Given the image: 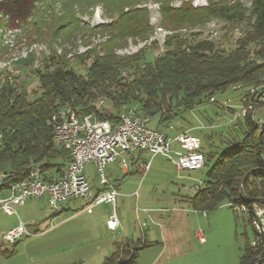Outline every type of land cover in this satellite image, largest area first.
Segmentation results:
<instances>
[{
  "label": "rangeland",
  "instance_id": "obj_1",
  "mask_svg": "<svg viewBox=\"0 0 264 264\" xmlns=\"http://www.w3.org/2000/svg\"><path fill=\"white\" fill-rule=\"evenodd\" d=\"M84 1L65 5L71 7L66 10L60 0H46L48 6L39 3L33 17L23 23L12 26L0 21V84L10 80L20 91H27L32 101L41 94V76L54 68L49 62L53 58L56 62L64 58L69 68L86 77L94 61L93 54L101 53L109 38L106 28L115 19L109 9L118 6L115 7V0ZM163 1L173 9L184 3H191L195 8L209 5V0ZM128 3L147 11L154 30L148 39L130 38L122 49L117 50L121 56L145 51L151 61L166 50L167 38L178 33H199L200 39L212 40L230 53L242 34L241 27L217 19L206 26L168 30L161 25L162 0H131ZM240 3L247 9L251 7L250 0H240ZM73 18L76 23L68 24ZM145 64L146 61H142L141 66ZM131 73L125 70L122 75L129 78ZM97 100L96 106L101 101V106L111 110L106 98ZM130 106L137 108L135 104ZM244 107V114L251 113L262 126L264 85L231 88L218 96L216 103L200 106L185 113L183 118L188 126L196 127L191 132L201 138L205 152H219L227 145L223 143L234 135L242 137L241 132L236 134L233 123ZM156 119H152L151 127L155 126ZM178 125L169 128L176 131L180 129ZM137 153L132 154V161H136ZM141 155L139 160H151L145 175L133 162L127 172L117 163L106 168L110 182L120 193L117 198L118 229L108 228L112 212L110 204L97 206L89 214L83 211L88 203L85 200L67 201L59 210L50 208L46 197L30 200L23 207H15L16 215L9 216L0 211V251L8 252L0 255V264H104L118 244L132 243L125 252L122 251L124 246L121 247L120 259L126 261L134 246L141 248L147 241L152 245L139 250L138 264H240L246 244H256L247 215L230 204L209 212L195 211L186 202V197L197 192L192 187L201 185L204 171L180 172L164 156L152 157L147 152ZM85 173L92 188H100L93 163L87 165ZM21 221L29 226L31 235H25L15 243L5 242L6 232ZM200 231L205 236V243L196 236Z\"/></svg>",
  "mask_w": 264,
  "mask_h": 264
},
{
  "label": "trees",
  "instance_id": "obj_2",
  "mask_svg": "<svg viewBox=\"0 0 264 264\" xmlns=\"http://www.w3.org/2000/svg\"><path fill=\"white\" fill-rule=\"evenodd\" d=\"M60 1L67 10L69 6L65 5L84 0ZM129 1L115 0L118 7L109 9L110 14H115L106 28L109 38L101 53L93 54L86 77L69 68L64 58L57 62L53 58L49 62L54 68L41 76V94L32 101L27 91H20L10 80L0 84V197L13 184L28 179L33 164L46 181L70 164V151L57 144L54 136L53 116L62 108L69 107L78 116L96 114L101 120L117 123L119 113L135 104L140 114L157 118L153 128L168 130L178 123L180 129L172 132H182L196 129L184 122L185 113L216 103L218 96L233 87L264 85V0H250L249 9L240 0H209V5L201 8L184 3L178 9L162 0L161 25L165 29L206 26L217 19L241 27L242 34L235 48L226 53L212 40L200 39L199 33H178L167 38L166 50L151 61L145 51L117 54L130 38L148 39L154 30L147 11L136 9ZM45 2L0 0V21L12 26L23 23L33 17L39 3L47 7ZM76 21L70 19L68 24ZM142 61H146L144 67ZM125 70L133 72L131 78L123 77ZM99 98H107L111 110L104 106L98 110ZM244 115L233 123L236 134L242 133L241 138L234 135L219 152H205L203 148L204 180L199 191L186 197V202L195 211L203 212L227 204L248 208L247 222L254 229L256 244H246L240 264H256L260 260L264 264V233L259 234L252 225L254 204H264V121L260 126L251 113ZM131 245L118 244L104 264H138L139 250L151 246L147 242L141 248L134 246L129 260L122 261L120 250L124 248L125 252ZM3 254L8 252L0 251Z\"/></svg>",
  "mask_w": 264,
  "mask_h": 264
},
{
  "label": "built area",
  "instance_id": "obj_3",
  "mask_svg": "<svg viewBox=\"0 0 264 264\" xmlns=\"http://www.w3.org/2000/svg\"><path fill=\"white\" fill-rule=\"evenodd\" d=\"M100 108L101 101L97 106L98 110ZM245 108L239 116L244 117ZM60 110H64V124H56L55 118V142L70 151L71 162L63 172L55 174L48 181L44 180L36 165H31L29 178L13 184L7 194L0 197V211L9 216L17 214L15 207H23L30 200H40L44 197L54 210H59L63 203L70 200H85L88 203L83 211L89 214H92L97 206L110 204L112 212L108 228L116 230L120 227L117 213V198L120 193L107 176L106 168L109 165L117 163L121 169L127 170L132 163L134 152H147L152 157L164 156L180 172L202 171L205 168L202 140L192 134L191 130L172 132L171 128H153L150 117L131 107L119 113L117 123L101 120L96 114L94 119H86V116H78L69 107ZM91 163L95 165L99 175L98 191L92 188L85 173L87 165ZM136 164L145 175L151 167V160H139ZM2 179L3 176L0 175V180ZM199 189L200 184L192 187L194 192ZM230 206L248 216L247 209L236 208L232 204ZM254 206L258 224L252 225L255 229L264 231V204L256 203ZM25 235L31 233L29 226L21 221L18 226L6 232L4 240L7 243H15ZM196 236L201 243L206 242L203 232H197Z\"/></svg>",
  "mask_w": 264,
  "mask_h": 264
},
{
  "label": "bare ground",
  "instance_id": "obj_4",
  "mask_svg": "<svg viewBox=\"0 0 264 264\" xmlns=\"http://www.w3.org/2000/svg\"><path fill=\"white\" fill-rule=\"evenodd\" d=\"M102 103V102H101ZM55 118H56V124H64V110H60L53 116V127L55 128ZM86 119H94V116H88ZM236 208H242V209H247L248 215L250 214V210L246 208L245 206H235ZM253 223L252 224H258V217L256 215V207H253ZM256 231L259 234H263L264 231L262 229H256Z\"/></svg>",
  "mask_w": 264,
  "mask_h": 264
},
{
  "label": "crops",
  "instance_id": "obj_5",
  "mask_svg": "<svg viewBox=\"0 0 264 264\" xmlns=\"http://www.w3.org/2000/svg\"><path fill=\"white\" fill-rule=\"evenodd\" d=\"M138 154V157H137V159H136V161H132L133 163L132 164H135V163H137L138 161H139V158H141L142 157V153H137ZM137 165V164H136ZM128 170V169H127ZM127 170H124V171H126L127 172ZM96 191H98V190H100V188H96L95 189ZM142 239V238H141ZM144 240V239H143ZM147 243H148V241H147ZM152 245V244H151ZM140 255V254H139ZM138 259H139V256H138Z\"/></svg>",
  "mask_w": 264,
  "mask_h": 264
},
{
  "label": "water",
  "instance_id": "obj_6",
  "mask_svg": "<svg viewBox=\"0 0 264 264\" xmlns=\"http://www.w3.org/2000/svg\"><path fill=\"white\" fill-rule=\"evenodd\" d=\"M262 260L258 261L256 264H261Z\"/></svg>",
  "mask_w": 264,
  "mask_h": 264
}]
</instances>
